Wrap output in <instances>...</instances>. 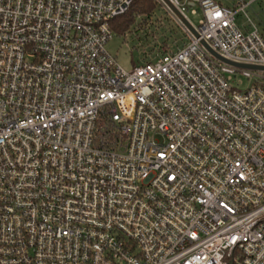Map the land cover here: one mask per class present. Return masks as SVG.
Instances as JSON below:
<instances>
[{
  "label": "built area",
  "instance_id": "built-area-1",
  "mask_svg": "<svg viewBox=\"0 0 264 264\" xmlns=\"http://www.w3.org/2000/svg\"><path fill=\"white\" fill-rule=\"evenodd\" d=\"M135 1L0 0V264H264L255 0H156L188 41L125 72Z\"/></svg>",
  "mask_w": 264,
  "mask_h": 264
},
{
  "label": "rangeland",
  "instance_id": "rangeland-1",
  "mask_svg": "<svg viewBox=\"0 0 264 264\" xmlns=\"http://www.w3.org/2000/svg\"><path fill=\"white\" fill-rule=\"evenodd\" d=\"M215 2L238 10L240 5L248 0H214ZM195 9L196 13H193ZM187 10L186 16L194 24L199 25L202 19L199 6ZM235 23L242 32H252L255 29L264 36V0H255L245 9L237 11ZM188 41L187 35L180 24L174 20L169 10L156 3L150 16H141L126 33H113L105 44V50L123 71L129 72L133 67L152 60L165 50L172 52L181 48ZM233 82L244 89L247 81L239 75H231Z\"/></svg>",
  "mask_w": 264,
  "mask_h": 264
},
{
  "label": "trees",
  "instance_id": "trees-1",
  "mask_svg": "<svg viewBox=\"0 0 264 264\" xmlns=\"http://www.w3.org/2000/svg\"><path fill=\"white\" fill-rule=\"evenodd\" d=\"M156 0H136L123 15L112 20L111 28L115 33H126L141 16H150L156 5Z\"/></svg>",
  "mask_w": 264,
  "mask_h": 264
}]
</instances>
